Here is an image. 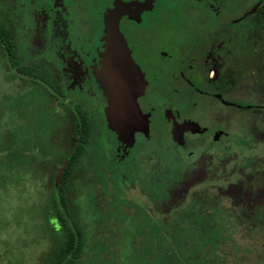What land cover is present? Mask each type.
<instances>
[{"label": "flooded vegetation", "instance_id": "af4514ba", "mask_svg": "<svg viewBox=\"0 0 264 264\" xmlns=\"http://www.w3.org/2000/svg\"><path fill=\"white\" fill-rule=\"evenodd\" d=\"M191 1L201 8V14L196 13L198 34L205 24L211 32L195 35L192 42H186L189 34H180L175 44L168 41L171 21L164 27L162 42H155L146 31L138 36L145 17L155 12L156 0L1 1L0 23L15 49L13 61L9 46L0 42L5 69L10 79L30 81L49 99L47 121L54 127L50 136L64 132L59 156L66 151L72 154V149L82 155L75 163L78 177L87 176L85 159L101 135L106 169L118 165L141 179L160 171L197 181L210 177L219 181L220 195L238 203L241 196L255 195L257 205L256 195H263L264 187L253 189L250 181L258 174L253 167L258 163L264 167V69L259 66L264 64V50L252 52L247 38L253 18L264 17L260 11L264 0ZM115 25L144 82L136 99L142 122L128 137L108 129L105 111L113 107H108L94 75L102 66L106 30ZM12 62L29 65L37 74L22 75ZM204 117L209 124L203 123ZM236 126L244 131L240 153L232 149L228 133ZM105 132L111 135L110 143ZM160 134L170 147V161L160 156L156 144ZM30 146L45 155L39 140H32ZM49 146L53 147L50 142ZM256 149L262 151L260 157L242 156ZM242 157L248 161L245 167L238 166Z\"/></svg>", "mask_w": 264, "mask_h": 264}, {"label": "rangeland", "instance_id": "374dc122", "mask_svg": "<svg viewBox=\"0 0 264 264\" xmlns=\"http://www.w3.org/2000/svg\"><path fill=\"white\" fill-rule=\"evenodd\" d=\"M1 1L4 3L6 0ZM154 11L143 20L138 36L146 31L154 36L155 42H162L165 37L164 27L169 21L173 32L168 41L174 44L180 34H189L190 38L186 42H192L195 35L198 37L211 32V27L205 24L198 34L196 13L200 15L201 8L191 0H156ZM240 11L238 9L237 12ZM2 12L3 5L0 3ZM247 42L252 52L260 53L264 50V17L257 15L253 18ZM259 66L264 69L263 63H259ZM96 74L97 71L95 78ZM48 104L49 99L30 81L9 78L0 52V264H40L48 248L43 228V207L55 175L54 159L60 155V150L49 146L47 139L54 131V127L47 121ZM203 123L209 124L205 117ZM228 133L232 149L240 153L245 146V139L241 135L244 131L236 126L229 128ZM104 138L107 143L112 140L107 132ZM35 139L45 145V155L37 149L29 148L30 142ZM95 140L85 159L87 176L78 180L71 197L86 238L81 264H143L139 259L141 254L133 252L129 238L133 232L135 246L142 243L140 229H131L132 218L137 222L142 217L135 215L136 210L150 206L137 187L141 177L136 172H124L118 165L106 169V157L101 153V135ZM156 141L160 156L170 161V147L166 144L164 134L156 136ZM261 152L256 149L242 152V156L251 154L254 159L260 157ZM239 159L238 166L248 165L246 157ZM213 184L214 178L199 179L190 186L189 193L211 190L218 195L219 184L210 189ZM242 200L239 204L245 206L246 197ZM223 204L229 207L228 202L223 201ZM217 219L219 239L225 242L216 252V258L222 264H264L263 236L256 233L253 238L241 237L231 217L222 215Z\"/></svg>", "mask_w": 264, "mask_h": 264}, {"label": "trees", "instance_id": "16d2710c", "mask_svg": "<svg viewBox=\"0 0 264 264\" xmlns=\"http://www.w3.org/2000/svg\"><path fill=\"white\" fill-rule=\"evenodd\" d=\"M260 11L264 16V4ZM0 42L9 46L8 52L12 54L13 59L15 49L10 41V34L1 23ZM13 66L22 75L37 74L35 68L29 65L13 63ZM60 133L59 136L52 134L49 141L53 147L58 145L57 149L64 138V132ZM82 138L84 143L88 141L87 135ZM72 144L73 140L68 146ZM72 151V154L66 151L64 155L57 156L54 160L56 164L53 168L54 173L57 169L58 172L54 175L49 197L43 207V228L48 240V248L42 255L40 264H81L84 255L85 232L79 214L71 202L73 188L80 179L76 175L75 163L77 157L82 155L76 154L74 149ZM257 165L252 171H257L258 174L250 181L253 189L264 187V176L259 175L260 172L264 173V167H260L259 163ZM170 167L172 165L168 166L169 169ZM193 180L198 182L190 176L183 177L175 172L161 171L159 174L140 180L137 186L140 195L147 199L150 206L136 210L135 215L142 217L140 220L136 222L132 218L131 229L135 227L140 229L142 243L135 246L133 232L130 233L129 238L133 252L141 254L139 258L141 263L222 264L216 258L219 247L225 245L218 236L217 218L222 215L232 218L241 237L253 238L259 233L264 238V194L256 195L257 202L262 203L261 205H254L255 195H252L251 199H247L245 206H241L231 196L217 195L210 192L211 190L189 193ZM244 182L243 186L247 187L248 182ZM218 183L219 181L215 180V184L211 185L210 189ZM185 188H187L186 193L177 194L180 189ZM242 197L241 199H244L245 196ZM223 201L228 202V208L224 206Z\"/></svg>", "mask_w": 264, "mask_h": 264}, {"label": "water", "instance_id": "95a60500", "mask_svg": "<svg viewBox=\"0 0 264 264\" xmlns=\"http://www.w3.org/2000/svg\"><path fill=\"white\" fill-rule=\"evenodd\" d=\"M106 34L102 68L97 72L96 80L108 107H113V110L105 111L108 129L118 137H128L142 122L136 99L142 93L144 82L132 63L116 25L108 26Z\"/></svg>", "mask_w": 264, "mask_h": 264}]
</instances>
